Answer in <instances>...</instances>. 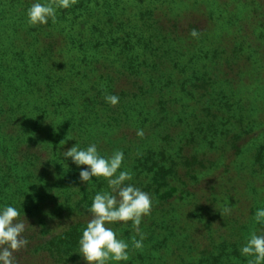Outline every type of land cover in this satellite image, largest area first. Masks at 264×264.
<instances>
[{"label":"rangeland","instance_id":"rangeland-1","mask_svg":"<svg viewBox=\"0 0 264 264\" xmlns=\"http://www.w3.org/2000/svg\"><path fill=\"white\" fill-rule=\"evenodd\" d=\"M32 2L0 0V150L17 148L20 131L60 135L63 152L76 143H96L103 156L123 150L121 170L152 207L141 250L131 222L109 225L130 246L121 264H210L220 254L217 264H248L240 248L264 234L255 221L264 208V0H75L37 26L27 21ZM107 82L116 106L92 92ZM50 91L65 108H53ZM47 149H36L40 173L27 186L37 194L22 215L33 228L17 264H86L77 250L63 258L59 243L82 235L107 181L81 183L84 166ZM159 168L167 185L155 181Z\"/></svg>","mask_w":264,"mask_h":264},{"label":"clouds","instance_id":"clouds-1","mask_svg":"<svg viewBox=\"0 0 264 264\" xmlns=\"http://www.w3.org/2000/svg\"><path fill=\"white\" fill-rule=\"evenodd\" d=\"M75 0H51L41 3L34 0L27 9V21L32 26L46 25L49 20L55 21L59 9L72 7ZM196 35L195 32L192 34ZM105 102L116 106L119 96L109 94ZM138 135L143 136V131ZM65 159H70L77 167L81 183L93 182V178H104L108 190L97 192L87 209L90 214L82 236L78 241V253L86 264H121L130 260L129 243L120 238L109 225L131 222L136 235L132 237V248H144L145 234L140 225L143 218L150 215L152 197L149 193L136 187L131 181L132 173L121 170L124 165L123 150L114 151L110 156H103L96 143L81 147L76 143L68 151L63 152ZM256 223H264V208L255 213ZM33 228L25 215L21 216L20 208L12 204L0 206V264H17L16 253L26 249L30 240L27 233ZM138 237V238H137ZM240 254L250 258L248 264H264V234L253 232L240 248Z\"/></svg>","mask_w":264,"mask_h":264},{"label":"trees","instance_id":"trees-1","mask_svg":"<svg viewBox=\"0 0 264 264\" xmlns=\"http://www.w3.org/2000/svg\"><path fill=\"white\" fill-rule=\"evenodd\" d=\"M52 51H54L55 47L52 46ZM59 87L61 83L58 84ZM98 90V91H97ZM114 88L107 82L106 85H104L103 89L99 91V89H95L92 92H97V97L99 99H103V103L106 105L104 97L109 94H114ZM48 100L53 101V108L58 110H61L62 108H65V106L60 103V100L55 101V92L50 91L47 96ZM121 99V98H120ZM24 123V122H23ZM23 123L21 126H23ZM74 125V124H73ZM75 127V125H74ZM72 126V129L74 128ZM79 128V126H78ZM71 129V130H72ZM53 133V132H52ZM35 136V135H34ZM31 137V135L26 131H20L19 135L13 136L12 138L15 139L16 145L14 147L17 148H7L6 145H4L1 148V157L2 159V171L4 173V176L2 180L0 181V206H3L4 204H12L21 210V216L23 213H31L32 211V205L34 203V200H32L31 194L33 196H36L37 191H33L32 188L27 186L29 181L37 180V175L40 173V168L38 167V163L42 162V157L40 153L36 152L37 148H45L47 146V150L51 153H53V158L59 159L63 153V149L65 147L66 139H62L61 136H55L54 134H51V139L48 141H39ZM55 136V137H54ZM11 138V139H12ZM43 143L45 145H43ZM36 152V153H35ZM162 168H159L156 172L155 181L157 182L159 179V176L162 175ZM162 181L165 185H167V179H168V173H163L162 175ZM159 182V181H158ZM27 183V184H26ZM163 184V183H162ZM33 187V186H32ZM160 191V190H159ZM158 191V192H159ZM175 192V191H173ZM164 196H167L168 199H171L173 197L172 193H166ZM35 198V197H34ZM165 198V197H164ZM29 210V211H28ZM81 233L79 231L75 232L74 234H71L70 236V242L66 241H60L59 243V249L62 252L63 258H69L72 253H74L76 250L78 251V241L81 238ZM62 239V238H61ZM65 247V248H64ZM222 258V255L220 254L218 257H215L213 261L210 262V264H217V262H220Z\"/></svg>","mask_w":264,"mask_h":264}]
</instances>
